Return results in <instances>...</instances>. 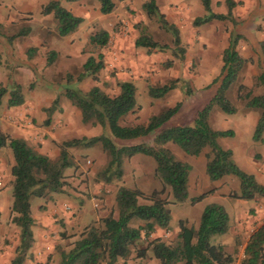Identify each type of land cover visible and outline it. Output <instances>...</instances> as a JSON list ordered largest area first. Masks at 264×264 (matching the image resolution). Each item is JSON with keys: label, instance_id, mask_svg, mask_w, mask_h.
<instances>
[{"label": "rangeland", "instance_id": "rangeland-1", "mask_svg": "<svg viewBox=\"0 0 264 264\" xmlns=\"http://www.w3.org/2000/svg\"><path fill=\"white\" fill-rule=\"evenodd\" d=\"M51 0H0V88L6 90L0 105V132L9 137L23 138L38 152L56 160L59 145L73 138L93 137L102 133L99 126L83 124L80 111L64 96L66 89L87 92L97 86L109 96L119 93L117 82L129 81L136 87L135 112L121 121L123 126L146 125L149 119L167 108L181 102L182 106L167 127L190 125L198 112L211 99L215 87L206 89L219 74L222 53L231 36L239 35L238 54L246 61L238 79L227 92V99L236 113L228 115L218 106H213L209 125L217 131L232 130V137L219 138L224 150H231L237 167L255 176L264 185V134L261 141L254 140V131L259 116L258 110H249L245 101L238 99L239 86L246 87L252 96L261 95L264 87L258 82L264 71V0H233L238 5L232 10V19L213 20L198 26L196 18L208 13L201 0H153L169 23L179 29L181 45L185 49L184 59L173 55V37L160 27L157 16L148 17L142 5L151 0H112L115 7L108 15L100 13L98 0H81L61 6L73 15L83 18L78 29L67 36L57 34V22L52 15H43L42 8ZM212 11L227 14L224 0H218ZM141 28L160 45L169 49L148 51L136 48L134 42ZM28 29L25 35H17ZM109 34V43L103 49L93 48L89 37L99 31ZM30 49H35L29 54ZM55 52L54 60L48 64L49 52ZM102 55L104 68L95 76L84 73L83 66L89 57L98 59ZM168 64V65H167ZM189 84L191 95H184L180 88L160 99L148 95L149 87L162 86L171 80ZM18 85L24 98L21 106L7 105L12 88ZM58 98L55 112L47 120L46 109ZM152 136L144 142L151 144ZM180 162L191 167L187 182V199L173 203L168 188L163 196L169 202L170 221L167 231L157 230L153 237L171 241L180 230V222L198 229L203 210L210 204L224 207L228 216L237 223L250 224L254 230L264 223V201L255 198L244 201L234 198L240 194V182L234 176L212 182L206 174V153L186 155L180 147L169 142L163 146ZM73 166L65 170L66 187L61 194H52L47 199L31 198L33 227L36 241L31 249V258L25 264H58L56 247L68 250L78 239L82 230L108 216L116 215L115 194L119 187L138 189L146 196L162 189L161 182L154 176L155 161L149 156L136 154L123 160V178L104 183L99 173L109 162V156L97 144L89 149H71ZM12 152L9 147L0 149V264H7L14 255L18 241V229L11 222V167ZM203 194L200 201L193 202ZM139 205L150 204L139 199ZM233 214V215H232ZM230 219V218H229ZM141 224L132 220L131 227ZM46 236H42L43 233ZM247 232L244 230V233ZM229 234L215 236L214 245H224L228 253L235 256L239 264V250L224 244ZM118 264H160L151 252L148 259L131 258Z\"/></svg>", "mask_w": 264, "mask_h": 264}, {"label": "trees", "instance_id": "trees-1", "mask_svg": "<svg viewBox=\"0 0 264 264\" xmlns=\"http://www.w3.org/2000/svg\"><path fill=\"white\" fill-rule=\"evenodd\" d=\"M61 1L68 3L81 0H51L42 8L43 15H52L57 22V34L61 37L74 33L83 18L73 15L61 6ZM100 13L110 14L115 5L112 0H98ZM207 17L196 18L195 26L209 23L213 20L224 21L232 19L231 12L238 5L233 0H225L227 14H217L211 9V0H201ZM148 17L157 16L165 31L173 37V55L184 59L185 49L181 45L179 29L175 24L166 20L153 0L142 5ZM28 29L17 35H25ZM109 34L103 30L89 37V44L93 48L103 49L109 43ZM239 35L230 37L228 46L222 53V67L220 74L205 88L215 87L213 96L200 109L196 119L190 125L167 127V124L179 112L182 103L165 109L157 116L149 119L146 125L123 126L121 121L127 115L134 113L136 108V87L132 82H117L119 93L109 96L99 87L94 86L87 92L66 89L64 96L70 100L81 114L83 124L99 126L102 133L93 137L73 138L63 141L59 145L56 160L38 152L23 138L9 137L0 132V149L9 147L12 152L13 165L11 167V222L18 229V241L14 255L7 264H25L31 256V249L35 244L34 219L31 212V198L47 199L52 194H61L66 187L65 170L72 167L71 149H89L99 144L109 156V162L99 173L101 181L111 183L123 178V160L136 154H143L154 159L156 167L154 176L161 182L162 189L146 196L138 189L121 186L115 194L116 212L101 218L98 222L86 226L68 250L57 246L59 254L58 264H118L119 260L126 263L131 258L135 260L148 259L151 252L160 264H235V256L228 253L224 245H214L211 239L222 236L229 231V216L224 207L210 204L205 207L200 218L198 229L187 227L180 222V230L174 239L164 241L161 237H153L157 230L167 231L170 221L168 205L171 203L163 197L169 188L173 203H182L187 199V182L191 167L178 161L173 154L163 146L169 142L177 145L189 156L197 157L204 150L206 153V174L210 181L216 182L226 176H234L240 182V194L233 197L239 200L252 201L261 198L264 201V185L258 183L255 176L241 171L233 161L231 150H224L218 144L219 138L232 137V130L217 131L209 125V115L213 106L228 115L236 113L235 107L226 95L231 85L236 82L245 65V60L237 52ZM136 48L148 51L163 52L169 49L160 45L141 28L140 35L134 42ZM264 46V43H263ZM35 49H30L29 54ZM56 54L49 52L47 63L50 64ZM168 65V64H167ZM104 68L102 55L98 59L89 57L84 64V73L95 76ZM258 82L264 87V71L259 75ZM180 85L184 95L190 96L192 91L188 83L181 80H171L162 86L149 87L148 95L153 99H160L168 95ZM246 87L239 86L238 99L245 101L249 110H258L259 116L254 131V140L261 141L264 134V91L261 95L252 96L250 91L242 94ZM6 90L0 88V105ZM24 103L21 89L15 85L10 92L7 105L10 108ZM58 98L50 108L46 109L49 124L50 117L55 112ZM152 138V143L144 142ZM203 194L195 198L197 202L205 198ZM147 200L150 204L139 205L138 200ZM139 220L141 224L131 227L132 220ZM1 225V212H0ZM235 245V253L239 247ZM239 264H264V223L251 234L244 248V256Z\"/></svg>", "mask_w": 264, "mask_h": 264}, {"label": "crops", "instance_id": "crops-1", "mask_svg": "<svg viewBox=\"0 0 264 264\" xmlns=\"http://www.w3.org/2000/svg\"><path fill=\"white\" fill-rule=\"evenodd\" d=\"M177 2H180V0H177ZM217 2H218V0H211V9H212L213 5L216 4ZM158 9H159V7H158ZM66 10H68V9H66ZM243 214H244V212L242 211L241 214L237 215L238 216V221H239L240 217L243 216ZM233 216L229 217L230 218L229 231H228L229 241H227L224 244H229L230 246L231 245L235 246L236 244L239 243L240 245L238 247V250H239V256L241 257L240 258V260H241L243 258V256H244V248H245L248 240L250 239L251 234L255 230L252 227H250L249 223L244 225L242 222H240V223H237L238 221L235 222V219L232 218ZM34 226H36L35 220H34ZM260 226H258V227H260ZM244 230L247 231V232L244 233ZM42 236L43 237L46 236V233L44 232ZM34 238L36 239L35 232H34Z\"/></svg>", "mask_w": 264, "mask_h": 264}]
</instances>
